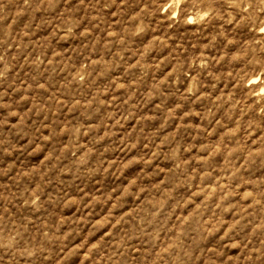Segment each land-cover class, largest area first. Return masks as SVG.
Returning a JSON list of instances; mask_svg holds the SVG:
<instances>
[{
	"label": "rangeland",
	"instance_id": "obj_1",
	"mask_svg": "<svg viewBox=\"0 0 264 264\" xmlns=\"http://www.w3.org/2000/svg\"><path fill=\"white\" fill-rule=\"evenodd\" d=\"M0 264H264V0H0Z\"/></svg>",
	"mask_w": 264,
	"mask_h": 264
}]
</instances>
